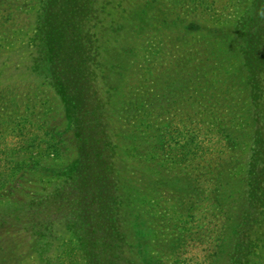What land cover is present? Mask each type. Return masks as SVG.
Returning a JSON list of instances; mask_svg holds the SVG:
<instances>
[{
	"label": "rangeland",
	"instance_id": "rangeland-1",
	"mask_svg": "<svg viewBox=\"0 0 264 264\" xmlns=\"http://www.w3.org/2000/svg\"><path fill=\"white\" fill-rule=\"evenodd\" d=\"M99 2L80 17L99 26L88 59L103 90L79 117L39 74L44 0H0V264H264L253 86L234 29L252 0ZM80 122L104 132L93 167L110 175L115 219L55 197L80 168Z\"/></svg>",
	"mask_w": 264,
	"mask_h": 264
},
{
	"label": "trees",
	"instance_id": "trees-1",
	"mask_svg": "<svg viewBox=\"0 0 264 264\" xmlns=\"http://www.w3.org/2000/svg\"><path fill=\"white\" fill-rule=\"evenodd\" d=\"M93 4L102 3L99 0H44L43 8L45 11L48 10L44 17L46 21L44 27L40 26L37 29L36 34V37L44 40L42 54H40V60L37 63L41 68L39 74L43 70L48 72L44 78L52 79L51 82L58 88L56 91L59 98H62L66 106L79 117L94 113L89 109L90 105L100 101V93L103 90L102 82L98 77L101 69L96 61L90 62L88 59L90 51L87 41L96 43V35L93 33L99 26L92 25V33L88 29V25L91 23L87 25L80 17L83 12L88 13L87 11H89L90 13L89 9ZM38 22L41 23V20ZM82 22H84L83 27H81ZM74 26L75 29L78 27L77 33L74 31ZM234 29L240 31L239 36H242L240 49L244 55L248 80L253 86L251 92L256 130L250 150L248 169L251 179L249 180L251 202L259 205L258 207L264 211V0H252L244 18L237 23ZM76 34L78 38H74ZM50 54L54 56L53 60L48 59ZM98 128L99 126L96 124L80 122L77 125L76 133L81 141L79 147L80 168L76 173H73L76 170L74 168L78 166L76 164L71 170L72 173L66 174L65 172L66 179L73 176L75 181L66 184L65 179L64 183L55 189L54 194L55 197H59L57 198L59 202L62 198L64 199L65 203L62 204L66 206V209L75 210L77 202L82 201V210L90 212L97 207L95 205L97 204L100 214L106 212L115 219V205L111 206L110 204L113 203V200L116 202L117 199L110 194L106 185L110 175L107 171L104 173L103 170L93 167V160L96 157L98 161L106 160L104 155L95 152V147L92 150L93 143L103 145L104 132H101L99 138H96ZM91 170L94 171V176L97 172V177H95L98 180L97 185L91 181L93 177L90 175ZM245 245H251L249 238L246 239ZM46 246L44 244L42 250H45ZM42 250H40L41 253H43ZM99 258L98 254L96 264H101ZM108 263L112 264L113 262Z\"/></svg>",
	"mask_w": 264,
	"mask_h": 264
}]
</instances>
